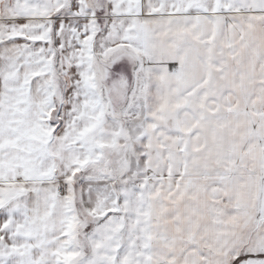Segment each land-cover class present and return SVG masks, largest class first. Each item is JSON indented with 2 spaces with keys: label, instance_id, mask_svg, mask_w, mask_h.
<instances>
[{
  "label": "snow or ice",
  "instance_id": "snow-or-ice-1",
  "mask_svg": "<svg viewBox=\"0 0 264 264\" xmlns=\"http://www.w3.org/2000/svg\"><path fill=\"white\" fill-rule=\"evenodd\" d=\"M0 264H264V0H0Z\"/></svg>",
  "mask_w": 264,
  "mask_h": 264
}]
</instances>
